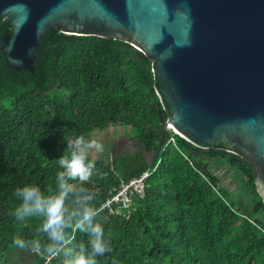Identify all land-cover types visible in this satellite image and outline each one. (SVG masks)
<instances>
[{
	"label": "trees",
	"instance_id": "trees-1",
	"mask_svg": "<svg viewBox=\"0 0 264 264\" xmlns=\"http://www.w3.org/2000/svg\"><path fill=\"white\" fill-rule=\"evenodd\" d=\"M11 32L1 17L0 36ZM35 67L8 66L0 48V264H14L17 236L43 241L38 219L9 217L15 187L32 182L52 189L67 140L118 125L130 128L138 148L110 151L107 163L96 160L87 187L98 206L121 183L152 174L144 198H133L129 218L102 211L112 252L99 264H264V201L252 166L179 136L173 145L171 132L158 154L168 115L144 54L122 41L55 28L42 37ZM224 166L236 172L235 196L217 175ZM72 239L85 236L74 232ZM25 264L43 261L35 256Z\"/></svg>",
	"mask_w": 264,
	"mask_h": 264
},
{
	"label": "water",
	"instance_id": "water-1",
	"mask_svg": "<svg viewBox=\"0 0 264 264\" xmlns=\"http://www.w3.org/2000/svg\"><path fill=\"white\" fill-rule=\"evenodd\" d=\"M6 64L35 72L51 29L118 40L152 63L166 135L231 153L264 201V0H0Z\"/></svg>",
	"mask_w": 264,
	"mask_h": 264
},
{
	"label": "clouds",
	"instance_id": "clouds-1",
	"mask_svg": "<svg viewBox=\"0 0 264 264\" xmlns=\"http://www.w3.org/2000/svg\"><path fill=\"white\" fill-rule=\"evenodd\" d=\"M93 151L103 153L104 144L76 135L66 141V151L57 157L52 189L46 191L32 182L15 187L16 203L9 217L16 222L38 219L43 236V241L31 242L17 236L13 244L18 253L38 256L43 264H99L100 258L112 252L97 193L87 187L97 174L96 160L90 156ZM74 232L84 234L85 239L74 243Z\"/></svg>",
	"mask_w": 264,
	"mask_h": 264
},
{
	"label": "rangeland",
	"instance_id": "rangeland-1",
	"mask_svg": "<svg viewBox=\"0 0 264 264\" xmlns=\"http://www.w3.org/2000/svg\"><path fill=\"white\" fill-rule=\"evenodd\" d=\"M63 96V93H62ZM133 133L131 132L129 127L125 126H112L107 128L105 131L102 132H94L92 134L93 139H97L98 141L102 142L104 144V151L103 153H95L94 151L90 154L91 158L97 160L102 159L106 163L110 161V155L109 151H112L115 153L118 151H121L122 148H133V140H132ZM125 141L130 144L129 146L125 147ZM132 145V146H131ZM130 150H126V152H129ZM217 175H219L224 183V187L228 189L234 196L239 193L238 184L235 180L236 172L232 170L231 168L224 166L223 168L219 169L217 171ZM19 257L20 259H17ZM35 258V255L28 254L26 257L22 253L15 254L14 257H12V261L14 264H21L22 263H28L33 261Z\"/></svg>",
	"mask_w": 264,
	"mask_h": 264
},
{
	"label": "built area",
	"instance_id": "built-area-1",
	"mask_svg": "<svg viewBox=\"0 0 264 264\" xmlns=\"http://www.w3.org/2000/svg\"><path fill=\"white\" fill-rule=\"evenodd\" d=\"M171 133L172 137L169 143L175 145V136L178 135L173 131ZM151 174V172H145L138 178L129 179L121 183L120 187L115 189L102 204V210L106 211L110 216L129 218L132 212L133 198L136 196L140 199L144 198L146 182Z\"/></svg>",
	"mask_w": 264,
	"mask_h": 264
},
{
	"label": "flooded vegetation",
	"instance_id": "flooded-vegetation-1",
	"mask_svg": "<svg viewBox=\"0 0 264 264\" xmlns=\"http://www.w3.org/2000/svg\"><path fill=\"white\" fill-rule=\"evenodd\" d=\"M133 143H134V144H133V146H134L133 148H129V147L126 148V149H123V148H122L121 151H118V152L115 151V153H116V154H120V153H124V152L127 153L126 150H130L131 152H132L133 150H136V149L138 148V147H137V146H138V145H137V142H136L135 140H133ZM129 145H130V144H128V143L125 141V147H126V146H129ZM131 146H132V145H131ZM130 151H129V152H130ZM109 152H110V151H109Z\"/></svg>",
	"mask_w": 264,
	"mask_h": 264
}]
</instances>
